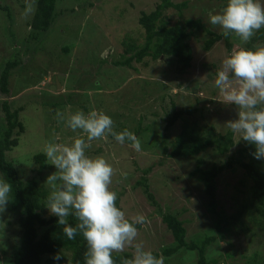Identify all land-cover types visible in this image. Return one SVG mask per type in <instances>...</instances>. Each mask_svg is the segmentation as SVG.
<instances>
[{
	"label": "rangeland",
	"instance_id": "obj_1",
	"mask_svg": "<svg viewBox=\"0 0 264 264\" xmlns=\"http://www.w3.org/2000/svg\"><path fill=\"white\" fill-rule=\"evenodd\" d=\"M35 11L25 16V0H0L8 5L12 18L0 8V74L9 60H20L9 79L10 94L0 92V133L6 128L4 102L8 101L12 111L23 109L20 118L25 133L19 137V145L8 153V160L15 162L22 179L35 178L45 184L47 177L56 171L55 166L38 174L40 164L33 159L44 153L48 142L70 144L83 135L67 126V118L78 110L103 111L114 121V130L127 129L135 133L141 143V151H135L129 142L121 145L112 136L93 140L86 150L91 157L103 156L115 169L112 190L118 194L117 205L122 206L131 217L143 214L147 221L138 225L137 242L143 241L154 254L176 245L173 235L163 222V215L173 213L184 220L188 230L187 241H201L206 236L217 234L216 217L208 210L209 197L205 187L191 172L197 159L203 158L204 169L221 164L229 156L243 148L246 142L234 134L235 146L225 155L209 149L197 157L174 158L163 152V141L171 142L183 129V125H199L204 131L214 128L218 134L231 131L225 124L237 119V107L221 102L215 86L216 72L221 67L228 51L225 40L214 45L210 51L204 48L210 35L205 31H194L190 43L193 62L185 74H179L169 59L157 61L147 57L132 67L115 64L123 60L127 38L142 45L145 30L139 23L142 12L151 13L159 0H58L57 17L48 32L32 29ZM175 4L187 2L182 11L169 9L164 17L171 26L183 25L188 19L201 20L205 26L220 34L219 26L209 22V13L220 12L227 0H173ZM261 30L264 31V28ZM259 30V31H261ZM259 31L244 44L235 34L230 37L233 47L255 49L264 46ZM256 39V41H253ZM58 83L61 87H58ZM59 105L53 107V103ZM176 108L196 110L192 116H184L169 131L167 118ZM64 119H57V112ZM147 127L149 130L145 131ZM146 182L158 205L152 204L145 192ZM251 181L239 166L227 170L217 178L218 211L231 216L240 205L250 199ZM52 216L47 209L45 218ZM15 215L7 208L0 214V261L14 264L12 260L13 236L19 238L14 225H6ZM245 226H226L223 237L210 245L209 261L215 264H264V226L244 217ZM131 258L132 250L118 253ZM164 256V255H163ZM165 264H198V252L181 250ZM71 253H65L56 264H66ZM257 259V260H256ZM256 260V261H255ZM42 264H47L43 262Z\"/></svg>",
	"mask_w": 264,
	"mask_h": 264
},
{
	"label": "trees",
	"instance_id": "obj_2",
	"mask_svg": "<svg viewBox=\"0 0 264 264\" xmlns=\"http://www.w3.org/2000/svg\"><path fill=\"white\" fill-rule=\"evenodd\" d=\"M58 0H38L37 8L31 23L32 29L40 32H48L54 25L60 11H57ZM187 7V2L175 4L173 0H159L156 8L151 13L142 12L139 18L140 25L145 30V42L142 45L136 41L127 38L123 45L125 46L122 54L123 60L116 61L117 66L132 67L133 63H142L147 57L154 61L160 59H169L174 63L179 74H185L192 66L194 59L193 48L190 43L194 31H205L210 35L206 40L204 48L210 51L214 45L225 40L227 49L231 52L233 45L230 42V34L225 38L221 33H215L209 30L201 20L188 19L183 25L171 26L164 14L169 9L182 11ZM0 8L7 12L12 18L11 10L8 5L0 2ZM259 39H264V31H259ZM253 41H256L254 39ZM20 65V60H9L5 63L0 74V92L4 95L10 94L9 79L12 71ZM133 68V67H132ZM53 107L59 105L55 104ZM6 117V128L0 133V173L12 184L11 200L7 208L15 215L6 225L17 227L19 238L13 236L12 260L14 264H56L53 256L56 253H71V259L66 264H85L84 253L87 250V244L82 234H77L74 240H69L63 233V226L58 225V217L52 215L49 218L44 217L47 210V196L50 190L38 183L35 178L24 180L21 177L17 165L8 160V153L13 151L19 145V137L25 133V126L20 118L23 109L12 111L9 102L3 104ZM173 112L169 114L166 131L171 130L179 120L184 116H192L196 110L191 108H176L172 102ZM147 127L145 131L149 130ZM168 139L163 141V152L174 158L197 157L209 149L217 151L220 155H225L235 146L234 134L229 131L227 134H218L214 128L204 131L196 123L193 126L183 125L182 132L171 142L172 150L168 152ZM255 151L254 145H246L229 156L228 160L221 164H214L209 169L202 166L205 161L203 158L197 159V166L191 172V177H197L203 183L205 192L209 197L208 210L216 217L215 228L216 235L206 236L201 241L188 242V230L184 220L178 215L167 213L163 215V222L171 231L175 246L164 250L162 255L171 257L181 250L197 251L198 264H215L216 260L209 261L207 251L211 244L216 242L218 234L220 238L223 233L229 230L226 226H245L244 217L249 221H256L264 226V160H257L251 154ZM40 164L38 174L42 175L51 166L47 165V159L44 153L36 154L33 158ZM239 166L244 169L245 175L251 181L250 199L240 205L237 213L227 216L218 211L217 202V178L227 170H235ZM145 186V192L152 204L158 205L154 194L150 191L146 179L140 182ZM69 222L76 223L74 217H69ZM138 226V225H137ZM157 256L161 254H155ZM123 257L127 258L128 255ZM62 259V258H61ZM60 259V260H61ZM117 264H120L121 256L115 255ZM59 260V261H60ZM257 260V259H256ZM255 260V261H256Z\"/></svg>",
	"mask_w": 264,
	"mask_h": 264
},
{
	"label": "clouds",
	"instance_id": "obj_3",
	"mask_svg": "<svg viewBox=\"0 0 264 264\" xmlns=\"http://www.w3.org/2000/svg\"><path fill=\"white\" fill-rule=\"evenodd\" d=\"M24 15L35 11V0H25ZM209 22L219 26L227 38L235 34L247 44L256 32L264 28V0H227L218 13H209ZM215 86L221 102L235 105L237 119L225 124L240 140L254 145L251 153L257 160H264V46L255 49L233 47L216 72ZM58 120L64 113L57 112ZM67 126L78 130L82 136L70 144L48 142L44 146L47 162L55 166L45 184L51 187L46 207L58 217V225L69 240L82 234L87 244L85 264H117L115 254L132 250L131 258L121 257L120 264H165L163 255H155L143 241L137 242L139 230L147 217L137 214L129 217L122 206L117 205L118 194L112 190L116 172L103 156L91 157L86 150L93 140L112 136L121 145L129 142L137 152L141 143L137 135L127 129L114 130L113 119L103 111L78 110L67 118ZM12 184L0 173V214L7 210L11 200ZM74 217L75 225L69 222ZM61 253L53 259L59 261ZM0 264H4L0 261Z\"/></svg>",
	"mask_w": 264,
	"mask_h": 264
},
{
	"label": "water",
	"instance_id": "obj_4",
	"mask_svg": "<svg viewBox=\"0 0 264 264\" xmlns=\"http://www.w3.org/2000/svg\"><path fill=\"white\" fill-rule=\"evenodd\" d=\"M58 87H61V85L58 83Z\"/></svg>",
	"mask_w": 264,
	"mask_h": 264
}]
</instances>
